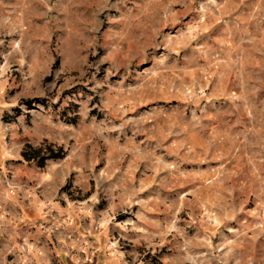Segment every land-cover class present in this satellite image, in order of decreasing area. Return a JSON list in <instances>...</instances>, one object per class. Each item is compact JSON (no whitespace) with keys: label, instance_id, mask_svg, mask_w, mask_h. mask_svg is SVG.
Here are the masks:
<instances>
[{"label":"rangeland","instance_id":"374dc122","mask_svg":"<svg viewBox=\"0 0 264 264\" xmlns=\"http://www.w3.org/2000/svg\"><path fill=\"white\" fill-rule=\"evenodd\" d=\"M235 4L0 0V33L31 64L16 109L62 152L58 201L95 207L113 249L135 234L159 262L230 235L264 264V0L241 30Z\"/></svg>","mask_w":264,"mask_h":264},{"label":"crops","instance_id":"0c3cea01","mask_svg":"<svg viewBox=\"0 0 264 264\" xmlns=\"http://www.w3.org/2000/svg\"><path fill=\"white\" fill-rule=\"evenodd\" d=\"M234 2V21L241 30L255 0ZM2 36L0 33V264H255L250 254L237 258L236 238L224 234L215 253L201 237L199 248L192 249L191 244L182 252L171 251L160 263L150 262L137 251L140 242L135 234L122 237L125 241L120 243L126 246L122 250L110 247L108 223L96 225L95 207L81 210L58 201L55 180L64 169L60 163L54 169L48 166L60 158L38 160L45 145L39 143L41 135H33L35 120L26 123L28 110L16 109L26 96L22 85L32 78L31 64L17 41L10 49ZM16 51L20 54L14 58ZM84 211L86 214L80 213ZM256 240L254 231L248 233V244L254 246Z\"/></svg>","mask_w":264,"mask_h":264},{"label":"trees","instance_id":"16d2710c","mask_svg":"<svg viewBox=\"0 0 264 264\" xmlns=\"http://www.w3.org/2000/svg\"><path fill=\"white\" fill-rule=\"evenodd\" d=\"M25 104H29L30 100L29 99H26L23 101ZM38 149H35L34 151L38 152ZM62 156V152L60 150V148H58L57 150H54L50 147V145H45L44 146V152L41 156L38 157V160H44V159H47V158H53V159H56V158H61Z\"/></svg>","mask_w":264,"mask_h":264}]
</instances>
